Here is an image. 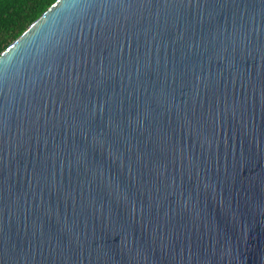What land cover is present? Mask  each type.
Returning <instances> with one entry per match:
<instances>
[{"label":"water","instance_id":"1","mask_svg":"<svg viewBox=\"0 0 264 264\" xmlns=\"http://www.w3.org/2000/svg\"><path fill=\"white\" fill-rule=\"evenodd\" d=\"M0 264H264V0H57L14 41Z\"/></svg>","mask_w":264,"mask_h":264},{"label":"trees","instance_id":"2","mask_svg":"<svg viewBox=\"0 0 264 264\" xmlns=\"http://www.w3.org/2000/svg\"><path fill=\"white\" fill-rule=\"evenodd\" d=\"M57 0H29L25 5H4L0 23V55Z\"/></svg>","mask_w":264,"mask_h":264},{"label":"snow or ice","instance_id":"3","mask_svg":"<svg viewBox=\"0 0 264 264\" xmlns=\"http://www.w3.org/2000/svg\"><path fill=\"white\" fill-rule=\"evenodd\" d=\"M29 0H0V23H2V17L4 14V5L13 4V5H25Z\"/></svg>","mask_w":264,"mask_h":264}]
</instances>
